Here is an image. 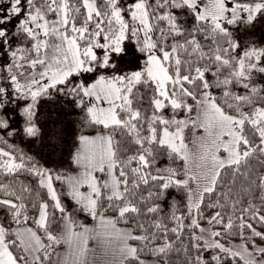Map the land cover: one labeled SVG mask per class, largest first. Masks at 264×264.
I'll return each instance as SVG.
<instances>
[{
	"label": "snow or ice",
	"instance_id": "1",
	"mask_svg": "<svg viewBox=\"0 0 264 264\" xmlns=\"http://www.w3.org/2000/svg\"><path fill=\"white\" fill-rule=\"evenodd\" d=\"M258 23L264 0H0V264H264Z\"/></svg>",
	"mask_w": 264,
	"mask_h": 264
},
{
	"label": "trees",
	"instance_id": "2",
	"mask_svg": "<svg viewBox=\"0 0 264 264\" xmlns=\"http://www.w3.org/2000/svg\"><path fill=\"white\" fill-rule=\"evenodd\" d=\"M254 32V35L252 37V39L259 45V44H264V39H262V36H264V25H260L259 23L257 24L256 28L253 30ZM258 82H264V81H258ZM240 91H243V88H240L239 89ZM78 117V112L77 113H73L70 118L72 121H75ZM73 128L75 130V124H73ZM19 142V141H17ZM24 146L26 148H29L30 146L27 145L26 143L24 144ZM173 194H176L175 193V190H171ZM179 198V194H176ZM167 202V201H165Z\"/></svg>",
	"mask_w": 264,
	"mask_h": 264
},
{
	"label": "rangeland",
	"instance_id": "3",
	"mask_svg": "<svg viewBox=\"0 0 264 264\" xmlns=\"http://www.w3.org/2000/svg\"><path fill=\"white\" fill-rule=\"evenodd\" d=\"M69 119H71L70 117H69ZM190 138V137H189Z\"/></svg>",
	"mask_w": 264,
	"mask_h": 264
}]
</instances>
